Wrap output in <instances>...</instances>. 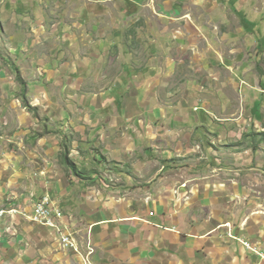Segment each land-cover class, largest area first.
<instances>
[{
  "label": "crops",
  "instance_id": "crops-1",
  "mask_svg": "<svg viewBox=\"0 0 264 264\" xmlns=\"http://www.w3.org/2000/svg\"><path fill=\"white\" fill-rule=\"evenodd\" d=\"M147 3L154 5L155 0H47L37 20L43 31L17 30L15 36L30 49L13 64L28 75L23 79L30 94L27 103L0 102V198L4 194L10 206L2 207L30 212L39 197L50 195L62 208L69 227L66 231L76 239L81 253L64 247L56 230L18 215L8 219L16 223L17 236H12L15 238L0 226V260L6 264H86L85 256H89L91 264H264L230 237L243 235L254 243L263 242L264 210L252 209L240 218L231 209L230 203L240 196L241 186L235 177L220 180L223 152L218 129L209 132L205 127L214 143L208 157L216 162L209 169L203 168L207 162L186 167L189 170L186 175L181 174L182 180L176 174L160 175L156 181L158 192L152 195L154 210L148 211L149 201L145 202L142 193L130 197L129 189L122 186L129 160H120V150L124 145L127 153V124L131 122L122 116L134 115L129 102H136L141 111L142 103L151 96L161 112L160 100L165 98L162 93L168 91L169 102L174 97L172 85L169 89L161 86L160 76L167 69L155 62L160 42L154 21H160L153 10L144 19L145 24L139 16ZM56 13L57 18L53 19ZM47 21L54 22V31L51 30L55 34L47 29ZM27 23L17 19L15 25L28 26ZM137 23L142 29L138 30ZM115 56L118 60L123 57L121 70L113 68ZM42 83L48 94L33 87ZM57 98L62 102H57ZM63 98L68 101L63 102ZM202 103L220 113V102ZM235 105H227V109L234 111ZM174 106L178 108L177 103ZM174 106L169 103L171 114H163L159 120H185L182 113L171 119L172 113H177ZM114 107L121 111L114 113ZM215 118L220 122V117ZM197 119L207 121L203 116ZM11 123H15L12 131L4 133L3 129ZM122 124H126L124 130ZM157 127L154 142L160 138ZM194 134L200 133L194 130ZM142 135L139 130L137 137ZM257 135L264 139V134ZM261 143L246 149L232 145L229 154L238 155L237 158L245 154L252 161ZM67 151L70 163L65 160ZM117 152L120 158L115 155ZM256 154L261 156L264 150ZM174 156L175 152L169 158ZM163 165L164 169L168 166L169 173L176 170L169 163ZM209 173L213 175L211 180L207 178ZM113 177L116 186L108 183ZM18 201L30 202L31 208L14 206L13 202ZM193 202L204 207L211 203L213 210L200 216L189 209ZM90 245L94 253L89 255Z\"/></svg>",
  "mask_w": 264,
  "mask_h": 264
},
{
  "label": "rangeland",
  "instance_id": "rangeland-1",
  "mask_svg": "<svg viewBox=\"0 0 264 264\" xmlns=\"http://www.w3.org/2000/svg\"><path fill=\"white\" fill-rule=\"evenodd\" d=\"M46 4L47 0H0V102H12V100L29 102L27 98L29 89L27 87L24 99L21 91L22 82L19 79V74L22 78L28 75L17 70L13 61L29 52L30 48L15 34L17 30L42 32L43 28L38 25L37 20L40 19V10ZM142 7L143 12L139 16L142 17L143 24L152 10L160 21L159 23L154 21L157 23L154 29H157V39L160 42L157 44L159 50L156 52L155 62L167 69V71L161 70L166 71L160 76L161 86L162 89H169L172 85L170 89L174 97L169 102L168 91L162 93L165 98L161 97L160 100L161 112L156 108V103L154 106L151 96H148L146 102H141V111H138L136 102H129L128 108L134 115H129L127 118L126 115L122 116L124 121L128 119L131 121L127 124L129 137L127 153L124 145L120 150L121 158L119 152L115 153L120 160H129V164L124 169L128 174H125L122 186L129 189L130 197H135L136 192L142 193L145 202L149 201L146 206L148 211L154 210L152 195L158 192L159 186L156 181L160 175L176 174L177 179L182 180L181 174L186 175L185 171L189 170L186 167L200 166L207 162V166L203 168L209 169L211 168L209 165L216 162L215 159L212 161L208 157L214 143H212L213 137L206 134V128L209 132L218 129L220 148L223 152L220 157L222 168L220 180L230 181L229 179L235 177L241 186L240 196L236 197L232 204L230 203L233 205L231 209L238 213L240 218L251 213L252 209L264 210V154L261 156L256 154L257 151L264 150V139L255 136L258 133L264 134V0H155L154 5L147 3ZM133 13L136 11L134 10ZM55 18L57 13L53 16V19ZM17 19L26 20L29 22L28 26L18 27L15 25ZM53 23L47 21L49 31L51 29L54 31ZM139 29L142 27L138 25ZM169 57L171 60H168ZM121 59L114 57V69L121 70L119 68L120 62H123ZM125 68L132 72L130 67ZM170 68L172 70L168 71ZM33 87L42 89L41 93L48 94L45 83ZM65 92L67 93V90ZM61 94L63 91L58 96ZM67 101L63 98V102ZM57 102L62 101L57 98ZM202 102L207 104L214 102L217 105L220 102V113L215 108L209 110ZM169 103L173 106L175 103L178 104V108L175 106L173 108L177 113H172L174 114L172 120L177 119L176 115L181 113L186 119L173 122L159 120L163 114L166 116L171 114ZM233 104H236L234 111L231 108L227 109V105ZM113 109L114 113L121 111L120 107ZM199 116L213 122L197 119ZM215 116L220 117V122ZM14 124L6 126L3 132H11ZM125 125L122 127L123 130ZM156 126H159L156 131L160 138L154 142L153 133ZM139 130L143 135L138 138ZM194 130L200 133L198 135L200 138L194 134ZM1 140L3 142V139ZM257 142L263 143L258 144V150L254 153L252 161L245 154L240 155L239 158L238 155L229 154L232 145L246 149L250 146L254 148V143ZM8 147L11 148L12 143H9ZM117 148L120 149V144ZM169 149L172 150L167 155ZM173 152L175 156L169 158ZM200 156L202 159L199 158ZM88 163L92 162L89 160ZM164 163L171 164L176 170L169 173L168 166L164 169ZM112 165L115 167V164ZM207 178L211 180L213 175L209 173ZM116 181L113 177L111 184L118 185ZM28 196L30 193L27 194V198ZM137 200H140L139 197ZM196 203L193 202L189 209L200 216L213 210L211 203L205 207ZM25 204L21 201L13 202L17 207L31 208L30 202L27 201ZM4 205L7 203L3 194L0 198V206ZM214 207L217 208V205ZM15 229L12 227L7 232L11 238L17 236ZM237 236L246 239L243 235ZM184 251L183 246L182 252ZM76 252L81 253L79 250ZM1 261L6 263L4 260Z\"/></svg>",
  "mask_w": 264,
  "mask_h": 264
},
{
  "label": "built area",
  "instance_id": "built-area-1",
  "mask_svg": "<svg viewBox=\"0 0 264 264\" xmlns=\"http://www.w3.org/2000/svg\"><path fill=\"white\" fill-rule=\"evenodd\" d=\"M113 179H108V183H111ZM21 215L26 220L39 224L50 229L56 230L59 234L62 245L66 248H72L75 251L79 250L78 242L72 237L69 231V227L64 222V212L62 208L52 200L50 195H42L34 203L31 212L26 210L18 209L15 207L5 208L0 206V226L8 230L16 224L15 222L9 221V217L16 218ZM16 230V229H15ZM230 237L238 240L248 251L252 252L262 261H264V243H254L247 239L239 236L230 234ZM93 250L91 245L89 246V255L92 254ZM86 264H91L89 256L83 258ZM0 264H6L0 260Z\"/></svg>",
  "mask_w": 264,
  "mask_h": 264
},
{
  "label": "trees",
  "instance_id": "trees-1",
  "mask_svg": "<svg viewBox=\"0 0 264 264\" xmlns=\"http://www.w3.org/2000/svg\"><path fill=\"white\" fill-rule=\"evenodd\" d=\"M241 14V13H240ZM242 15V14H241ZM247 21V20H246ZM19 79L21 80V82H22V85H24L23 87V89H22V94L24 95V99H25V95H26V83H25V81H24V79L21 77V75L19 74ZM27 103V102H26ZM255 147V146H254ZM67 153L69 154V152L67 151L66 152V156H65V160L66 161H68L69 163L72 161V160H70V158L68 157V155H67ZM73 167H75V166H73Z\"/></svg>",
  "mask_w": 264,
  "mask_h": 264
},
{
  "label": "bare ground",
  "instance_id": "bare-ground-1",
  "mask_svg": "<svg viewBox=\"0 0 264 264\" xmlns=\"http://www.w3.org/2000/svg\"><path fill=\"white\" fill-rule=\"evenodd\" d=\"M90 244V243H89ZM93 249V248H92ZM94 253V252H93Z\"/></svg>",
  "mask_w": 264,
  "mask_h": 264
},
{
  "label": "clouds",
  "instance_id": "clouds-1",
  "mask_svg": "<svg viewBox=\"0 0 264 264\" xmlns=\"http://www.w3.org/2000/svg\"><path fill=\"white\" fill-rule=\"evenodd\" d=\"M248 240V239H247Z\"/></svg>",
  "mask_w": 264,
  "mask_h": 264
}]
</instances>
